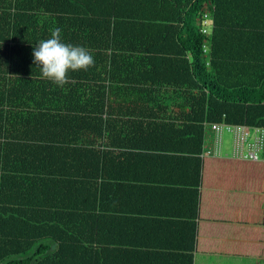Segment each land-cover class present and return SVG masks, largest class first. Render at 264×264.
<instances>
[{
  "label": "trees",
  "instance_id": "1",
  "mask_svg": "<svg viewBox=\"0 0 264 264\" xmlns=\"http://www.w3.org/2000/svg\"><path fill=\"white\" fill-rule=\"evenodd\" d=\"M57 27L94 58L64 85L99 87L100 106L11 101L16 87L54 84L41 78L33 48ZM214 123L264 128V0H0V264L102 263L97 202L120 180L106 170L137 160L129 156L186 179L189 191L153 188L154 196H193L194 205L208 169L247 166L264 176V161L204 156ZM143 128L145 140L110 136ZM102 138L145 153L114 155ZM258 181L249 179V191Z\"/></svg>",
  "mask_w": 264,
  "mask_h": 264
},
{
  "label": "crops",
  "instance_id": "2",
  "mask_svg": "<svg viewBox=\"0 0 264 264\" xmlns=\"http://www.w3.org/2000/svg\"><path fill=\"white\" fill-rule=\"evenodd\" d=\"M93 88L84 90L79 86L51 83L21 86L14 88L19 95L11 101L23 108L100 106L96 99L100 97L95 94H101L102 90ZM85 91L91 96L85 95ZM143 105L145 107L146 103ZM49 123L46 120L41 124ZM35 124L39 125L35 122L29 125ZM35 130L44 136L50 133ZM28 134L32 133L28 131ZM146 135L151 136L143 128L142 133L126 130L110 136L114 140H145ZM207 136L209 141L204 156L250 161L234 156L233 136L231 156L223 153L224 134L218 149L215 135L209 132ZM112 139L109 142L102 138L101 142L111 145L114 155L145 153L131 149L129 143L122 146L126 148H116ZM128 159L137 160L127 163L121 160L106 170L111 177L120 180L107 183V190L97 202L98 214L102 212V224L96 230L97 248L103 251V261L97 264H264V176L261 173L252 175L253 170L247 166L208 169L199 189L202 197L194 205L193 196H179L173 192L189 191L188 185L182 183L186 179L169 176L167 168L151 165L140 158L129 156ZM261 161H264V154L258 162ZM249 179H259L255 185L257 193L249 191L252 185ZM167 180L180 183L164 182ZM153 188H174L175 196L156 197L151 192Z\"/></svg>",
  "mask_w": 264,
  "mask_h": 264
},
{
  "label": "clouds",
  "instance_id": "3",
  "mask_svg": "<svg viewBox=\"0 0 264 264\" xmlns=\"http://www.w3.org/2000/svg\"><path fill=\"white\" fill-rule=\"evenodd\" d=\"M61 32L57 27L50 38L40 40L33 48L34 63L40 68L41 78L57 86L68 82L69 72L87 69L94 63L85 47L63 42Z\"/></svg>",
  "mask_w": 264,
  "mask_h": 264
},
{
  "label": "built area",
  "instance_id": "4",
  "mask_svg": "<svg viewBox=\"0 0 264 264\" xmlns=\"http://www.w3.org/2000/svg\"><path fill=\"white\" fill-rule=\"evenodd\" d=\"M203 33L211 38L213 23L211 12L206 11L203 16ZM205 53L210 52L209 42L204 46ZM208 133L215 135L217 149L225 132L233 136V151L236 158L247 159L253 162L262 160L264 154V128L243 125H230L226 123L207 124Z\"/></svg>",
  "mask_w": 264,
  "mask_h": 264
},
{
  "label": "rangeland",
  "instance_id": "5",
  "mask_svg": "<svg viewBox=\"0 0 264 264\" xmlns=\"http://www.w3.org/2000/svg\"><path fill=\"white\" fill-rule=\"evenodd\" d=\"M232 135L228 132L224 133L223 153L224 156H231Z\"/></svg>",
  "mask_w": 264,
  "mask_h": 264
},
{
  "label": "water",
  "instance_id": "6",
  "mask_svg": "<svg viewBox=\"0 0 264 264\" xmlns=\"http://www.w3.org/2000/svg\"><path fill=\"white\" fill-rule=\"evenodd\" d=\"M55 247H56V246L54 245V246H53V249H55Z\"/></svg>",
  "mask_w": 264,
  "mask_h": 264
}]
</instances>
